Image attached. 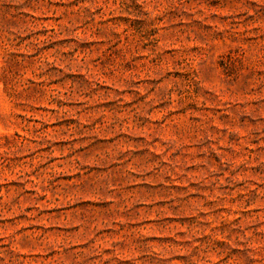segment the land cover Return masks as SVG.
Here are the masks:
<instances>
[{
    "label": "rangeland",
    "instance_id": "374dc122",
    "mask_svg": "<svg viewBox=\"0 0 264 264\" xmlns=\"http://www.w3.org/2000/svg\"><path fill=\"white\" fill-rule=\"evenodd\" d=\"M0 264H264V0H0Z\"/></svg>",
    "mask_w": 264,
    "mask_h": 264
}]
</instances>
